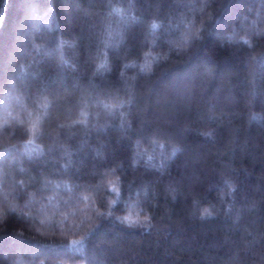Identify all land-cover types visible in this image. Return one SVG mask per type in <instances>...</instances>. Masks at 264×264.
<instances>
[{"label":"trees","instance_id":"1","mask_svg":"<svg viewBox=\"0 0 264 264\" xmlns=\"http://www.w3.org/2000/svg\"><path fill=\"white\" fill-rule=\"evenodd\" d=\"M261 30L264 0H0V264H264Z\"/></svg>","mask_w":264,"mask_h":264},{"label":"snow or ice","instance_id":"2","mask_svg":"<svg viewBox=\"0 0 264 264\" xmlns=\"http://www.w3.org/2000/svg\"><path fill=\"white\" fill-rule=\"evenodd\" d=\"M228 2V0H225V4ZM211 19V17H210ZM155 26V25H153ZM254 37L256 39V41H260V40H264V30H261V31H258V32H255L254 34ZM199 39V37H197ZM245 45H247L248 47H254V43L251 39L249 40H245L244 41ZM255 118V117H253ZM173 155H175V153H173ZM161 168H165V164L162 163L161 164ZM159 171V169H157ZM163 174V173H162ZM113 191H118V189H116L115 185H113ZM205 213H208V209H204ZM210 215V213H208ZM100 215H103L102 213H100ZM150 219V217L148 215H144L143 217V220L144 221H148ZM120 222L124 225H126L127 227H137L139 226L140 222L138 220H132L130 219L128 216H124ZM73 243H79V242H76L74 241Z\"/></svg>","mask_w":264,"mask_h":264},{"label":"rangeland","instance_id":"3","mask_svg":"<svg viewBox=\"0 0 264 264\" xmlns=\"http://www.w3.org/2000/svg\"><path fill=\"white\" fill-rule=\"evenodd\" d=\"M75 264H84V263H75Z\"/></svg>","mask_w":264,"mask_h":264}]
</instances>
